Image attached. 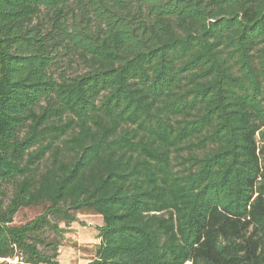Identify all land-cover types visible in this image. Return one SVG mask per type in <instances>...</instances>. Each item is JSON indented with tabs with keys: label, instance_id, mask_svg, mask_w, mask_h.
<instances>
[{
	"label": "trees",
	"instance_id": "obj_1",
	"mask_svg": "<svg viewBox=\"0 0 264 264\" xmlns=\"http://www.w3.org/2000/svg\"><path fill=\"white\" fill-rule=\"evenodd\" d=\"M81 211L84 264H264V0H0V259Z\"/></svg>",
	"mask_w": 264,
	"mask_h": 264
},
{
	"label": "rangeland",
	"instance_id": "obj_2",
	"mask_svg": "<svg viewBox=\"0 0 264 264\" xmlns=\"http://www.w3.org/2000/svg\"><path fill=\"white\" fill-rule=\"evenodd\" d=\"M78 68V64L73 63L72 67L67 69V72L72 74ZM42 211L41 205L20 208L13 218V224L18 225L30 221ZM101 224V218L98 214L93 211H81L77 213V221L70 224L62 237L56 236L51 231H47L44 235L59 239L60 246L57 259L60 264H84L93 259L94 248L99 241L96 237V228ZM60 226L63 227L64 223H60ZM0 262L4 264H23L18 259L9 258L0 259Z\"/></svg>",
	"mask_w": 264,
	"mask_h": 264
}]
</instances>
